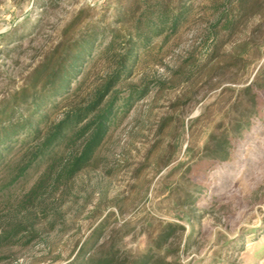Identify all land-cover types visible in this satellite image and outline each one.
Here are the masks:
<instances>
[{"label":"rangeland","instance_id":"rangeland-1","mask_svg":"<svg viewBox=\"0 0 264 264\" xmlns=\"http://www.w3.org/2000/svg\"><path fill=\"white\" fill-rule=\"evenodd\" d=\"M226 1L182 0L190 17L168 39H156L124 87L164 85L135 103L67 192L62 186L42 196L61 215L57 227L38 214L36 240L4 245L0 264H63L105 217V233L129 230L125 243L134 250L144 249V227L155 239L168 222L184 226L167 243V264H264L263 78L244 90L264 74V0H249L232 30L220 18L225 10L235 13ZM119 8L118 0H0V102L65 38L81 10L70 35L104 16L114 22ZM103 69L93 70L84 91ZM244 112L256 115L240 140L229 141L228 161L203 159L211 136ZM193 190L186 204V191ZM14 214L0 205V229L23 219Z\"/></svg>","mask_w":264,"mask_h":264},{"label":"trees","instance_id":"trees-1","mask_svg":"<svg viewBox=\"0 0 264 264\" xmlns=\"http://www.w3.org/2000/svg\"><path fill=\"white\" fill-rule=\"evenodd\" d=\"M118 1L120 8L114 22H106L104 16L70 35L82 20L85 10H81L63 31L65 38L43 57L18 89L0 102V205L9 207L16 216L24 214L22 220L1 226L0 251L7 244L33 243L38 232L32 226L40 213L50 229L57 227L61 215L50 210L42 196L62 186L67 192L74 177L91 165L111 130L135 103L164 85L157 80L153 85L143 81L140 86L124 87L134 69L150 54L156 39H168L176 33L190 17L191 7L182 0L174 7L168 0ZM248 1H226L235 13H221L220 18L226 17L224 29L235 27ZM100 64L104 67L102 77L84 91ZM260 75L244 88L247 93L260 77L264 81V74ZM255 115L241 113L227 131L212 135L204 147L203 159L228 161L229 141L240 140L251 128ZM195 190L186 191V204L192 203ZM107 226L105 217L63 264H167L165 255L171 252L167 243L178 230H184L181 224L168 222L153 239L151 230L144 227V249L134 250L125 243L129 230L121 236L107 235Z\"/></svg>","mask_w":264,"mask_h":264}]
</instances>
